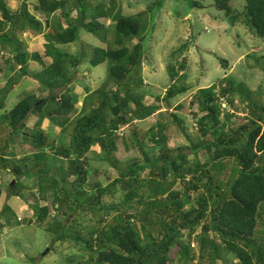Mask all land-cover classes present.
Returning a JSON list of instances; mask_svg holds the SVG:
<instances>
[{
	"label": "trees",
	"instance_id": "1",
	"mask_svg": "<svg viewBox=\"0 0 264 264\" xmlns=\"http://www.w3.org/2000/svg\"><path fill=\"white\" fill-rule=\"evenodd\" d=\"M20 1L21 6L14 11L7 0H0V57L10 49L13 57L6 63L10 69L19 67L21 77L29 74L31 62H37L43 69L34 77L43 92L49 94L25 93L7 111L4 98L8 90L1 91L4 98L0 99V111L4 113L0 115V128L5 126L9 133L0 142V170L17 179L9 189L13 197L24 198L22 188L28 187L21 181L34 178L40 198L52 200L51 207L57 206L64 218L73 217L70 225L51 219L44 231L52 242L73 241L88 256L87 261L77 264H217L218 260L232 264L231 260L223 259L225 253L238 264H264V230L258 229L264 214V104L250 101L244 120L231 127L230 113H226L225 122L220 119L225 113L220 100L224 98L233 106L230 96L237 88L233 79L225 80L226 86L219 92L217 85L199 89L191 100V105L198 103L202 113L200 117L195 115L199 117L196 123L199 139L191 141V149L203 152L207 157L204 162L190 160L184 154L187 147L170 148L165 135L167 126L158 122L145 133L133 130L143 161L133 159L120 169L112 183L87 191L88 155L93 148H101L103 161L123 164L116 143L121 128L134 121L144 122L160 109L146 103V93L141 92L144 42L155 30L150 15L157 3L129 16L123 13L117 0H110L109 6L100 0ZM214 2L232 25L242 23L264 38V0ZM30 6L44 21L31 13ZM73 11L77 14L75 18L71 17ZM102 19L115 23L112 42L106 39L108 30ZM27 31L44 37V55L28 52L25 41L19 37ZM82 32L102 36L100 39L107 46H91L89 52L85 48L76 53L64 51V47L81 41ZM134 40L138 42L133 44ZM188 45H182L172 58L183 55ZM221 61L227 66L228 62ZM107 62L106 81L89 91L82 109L70 121L77 112L78 96L71 85L79 69L84 63L97 67ZM176 63L177 67L168 64L171 85L163 98H156L157 102L170 103L191 90L184 84L187 61ZM31 115L38 118V123L34 132L28 133L26 122ZM57 119L59 125L72 126L66 147H58L41 129L44 120ZM15 135L25 149L20 159L10 149ZM146 139L151 141V147L145 144ZM226 161H232L236 167L225 183L221 172ZM50 184L53 190L48 193ZM117 193L122 197L116 198ZM2 194L0 185V197ZM107 197L112 201H106ZM34 208L38 223L45 224L50 207ZM83 214H91V221L96 224L79 225L88 220ZM14 216L13 210L6 206L0 215V220H5L0 222L1 229L12 226ZM15 225L20 226L18 222ZM69 226L80 229L71 234ZM198 228L200 233L195 237ZM193 236L198 241V253L192 249ZM175 249L177 259L172 258Z\"/></svg>",
	"mask_w": 264,
	"mask_h": 264
},
{
	"label": "rangeland",
	"instance_id": "2",
	"mask_svg": "<svg viewBox=\"0 0 264 264\" xmlns=\"http://www.w3.org/2000/svg\"><path fill=\"white\" fill-rule=\"evenodd\" d=\"M100 1L109 6L110 0ZM117 1L121 2L123 13L129 16L145 11L157 3L150 15L155 30L144 42L146 58L141 65V78L144 80L141 92L146 93V103L158 105L160 109L144 122L134 121L121 128L116 143L123 164L117 165L103 161L102 156L104 155L101 148H93L88 155L90 177L88 186L86 185L87 191L95 190L98 185L106 186L112 183L114 179L118 178L120 169L130 164L133 159L143 161V156L137 151V141L133 137V130L136 129L140 133H145L151 127L156 126L158 122L167 126L165 135L168 138L167 144L170 148L187 147L184 149V154L188 155L190 160L204 162L207 157L202 154L203 152L195 153L191 149V141L199 139L196 123L202 113L199 111L198 103L191 105V100L199 89L217 85V92H219L222 87L226 86L225 80L233 79L235 86L238 88L230 96L233 100V106L227 103L224 98L220 100L222 109L225 112L220 119L225 122L226 113H230L232 115L230 118L231 127H237L244 120L250 101L264 104V38L259 37L252 28L246 27L242 23L232 25L225 12L216 8L214 0ZM7 2L14 11L21 6L20 0H7ZM29 9L31 13L36 14L39 20L44 21L40 14L34 13L33 6H30ZM76 15V12L73 11L71 17L75 18ZM101 22L104 23L105 30H108L107 41L112 42L114 38L113 25L115 23L109 19H102ZM19 37L25 41L29 53L37 52L44 55L46 42L42 35L27 31L19 34ZM100 38L82 32L81 41L78 44L64 47L63 50L76 53L85 48L84 51L89 52L88 49L91 46H107L103 45ZM137 42V40H134L132 43L136 44ZM185 43H189L188 50L179 58H172L173 53ZM12 57L10 49L4 51L0 57V67H2V72H0V99L4 98L1 91L8 90V94L4 98L7 111L11 110L24 97L25 93L38 96L49 94L43 92L41 84L34 77L43 67L37 62H31L28 68L29 74L21 77L19 76V67L10 69L6 63V60ZM183 60L187 61L188 67L185 71L187 77L184 84L190 87L191 90L178 96L170 103L157 102L156 98H163L166 90L171 85L168 64L172 63L177 67L176 61L182 62ZM221 60L228 62L227 66L222 64ZM79 70L80 73L76 75L77 78L72 81L71 85L73 92L78 96L77 112L70 117V121L82 109L84 99L89 91L98 89L106 81L108 62L97 67L84 63ZM83 79L85 81H82ZM220 83L222 86H218ZM110 87L112 88L113 85L111 84ZM3 113L4 111H0V115ZM174 115L181 121H176ZM195 115L199 117L197 118ZM37 120L38 118L35 115L28 118L26 132H34L38 123ZM41 124V129L50 135V141H55L58 147L69 145L72 126L69 124L59 125V119L44 120ZM8 133L9 130L5 126L0 128V142H4ZM145 144L148 147L152 145L149 139H146ZM10 146V149L16 153L17 159L24 156L25 149L18 135H15V140L11 142ZM57 165L63 166L60 165V162H57ZM223 165H225V169L221 172V179L226 183L232 177L236 165L232 161H226ZM50 175H53V173H50ZM143 176H146V173ZM13 181L15 185L17 179L12 173L0 170V185L3 190L0 197V215L6 206H9L15 213L12 226L3 229L0 227V264H77L81 260L87 261L88 256L73 241L67 239L52 242V238L44 231V228L49 226L53 218H57L59 221L63 220L64 223L70 225V219H73V217L70 219L64 218V215L57 210V206L51 207L52 200L47 201L40 198L34 178H23L21 181L23 186L28 187L22 188L21 194L24 198L13 197L9 192ZM70 182L72 180H69ZM18 184L21 185V183ZM62 185L60 183L59 189L62 188ZM47 190L48 193H51L53 190L51 184ZM118 197H122V195L117 193L116 198ZM107 200L112 201V198L107 197ZM70 201L75 207L74 200L71 199ZM35 206L38 208L50 207L49 219L43 225L38 223ZM85 216L83 218L88 220L79 225L96 224L95 221H91V214ZM1 221L5 220L1 218ZM16 222L20 226H16ZM76 226L68 227L71 234L80 229ZM258 229L259 231L264 230V214L261 215ZM199 233L200 228L196 230L194 236L196 237ZM194 236L192 237V249L198 253L199 245ZM177 254L178 249L173 250L172 258L177 259ZM223 259L231 260L232 264H238V261L227 253L224 254ZM205 263L208 264V262ZM224 263L223 260L217 261V264Z\"/></svg>",
	"mask_w": 264,
	"mask_h": 264
},
{
	"label": "water",
	"instance_id": "3",
	"mask_svg": "<svg viewBox=\"0 0 264 264\" xmlns=\"http://www.w3.org/2000/svg\"><path fill=\"white\" fill-rule=\"evenodd\" d=\"M14 185V181H13V183H12V186Z\"/></svg>",
	"mask_w": 264,
	"mask_h": 264
}]
</instances>
